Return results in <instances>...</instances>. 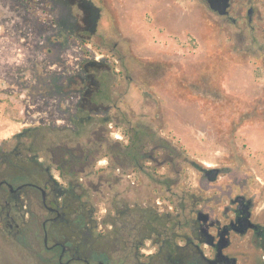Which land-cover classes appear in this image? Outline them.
Masks as SVG:
<instances>
[{"label":"rangeland","instance_id":"rangeland-1","mask_svg":"<svg viewBox=\"0 0 264 264\" xmlns=\"http://www.w3.org/2000/svg\"><path fill=\"white\" fill-rule=\"evenodd\" d=\"M0 143L23 154L0 160L12 182H41L34 161L80 182L111 264H130L145 218L188 232L200 167L264 200V0H230L224 16L205 0H0ZM79 144L82 170L55 167ZM41 240L38 220L0 225V264H48Z\"/></svg>","mask_w":264,"mask_h":264},{"label":"flooded vegetation","instance_id":"flooded-vegetation-1","mask_svg":"<svg viewBox=\"0 0 264 264\" xmlns=\"http://www.w3.org/2000/svg\"><path fill=\"white\" fill-rule=\"evenodd\" d=\"M18 145L6 149L0 143V160L13 155L19 159L23 157ZM135 147L134 143L127 142L123 156L128 165L136 166L139 160L138 154L132 152ZM82 150L81 144L70 148L62 163L55 164V167L82 170ZM34 165L39 166L37 169L44 174L41 182L33 174L23 180L18 175L13 176L19 181L12 182L0 172V190L4 196L0 205V225L6 227L9 235H16L23 225L38 220L48 264H111L110 254L98 248L94 235L97 222L88 221L83 216L85 203L77 192L80 182L70 176L64 186H60L49 167L42 168L36 161ZM211 169V166L199 169L205 183L197 187L198 194L193 191L190 195L188 232L179 236L174 227H149L145 218L140 225L144 231L140 238L131 239L129 235L125 262L264 264V200L245 194L239 179H229L230 182L222 184L224 180L219 181L222 170L213 176ZM27 198L38 201L44 216H26L27 211L20 206ZM151 239L152 246H155L152 251L147 248V241Z\"/></svg>","mask_w":264,"mask_h":264},{"label":"water","instance_id":"water-1","mask_svg":"<svg viewBox=\"0 0 264 264\" xmlns=\"http://www.w3.org/2000/svg\"><path fill=\"white\" fill-rule=\"evenodd\" d=\"M208 7L216 12L218 15L224 16L228 14V8L230 6V0H205ZM213 171V176L218 171L217 168L211 169ZM20 187V186H19ZM203 220L205 218H202Z\"/></svg>","mask_w":264,"mask_h":264}]
</instances>
